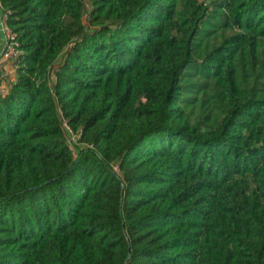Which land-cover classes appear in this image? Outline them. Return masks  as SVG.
Instances as JSON below:
<instances>
[{
	"label": "trees",
	"instance_id": "16d2710c",
	"mask_svg": "<svg viewBox=\"0 0 264 264\" xmlns=\"http://www.w3.org/2000/svg\"><path fill=\"white\" fill-rule=\"evenodd\" d=\"M0 3V264H264V0Z\"/></svg>",
	"mask_w": 264,
	"mask_h": 264
},
{
	"label": "built area",
	"instance_id": "2783aa9c",
	"mask_svg": "<svg viewBox=\"0 0 264 264\" xmlns=\"http://www.w3.org/2000/svg\"><path fill=\"white\" fill-rule=\"evenodd\" d=\"M10 14L11 12L0 3V33L5 36V46L0 56V95L2 96L9 93L10 83L15 81L18 70L17 59L21 55L17 36L7 24Z\"/></svg>",
	"mask_w": 264,
	"mask_h": 264
},
{
	"label": "crops",
	"instance_id": "0c3cea01",
	"mask_svg": "<svg viewBox=\"0 0 264 264\" xmlns=\"http://www.w3.org/2000/svg\"><path fill=\"white\" fill-rule=\"evenodd\" d=\"M4 46H5V36L3 33H0V56H1V53L4 49ZM12 74H13V76L15 75L14 72Z\"/></svg>",
	"mask_w": 264,
	"mask_h": 264
}]
</instances>
